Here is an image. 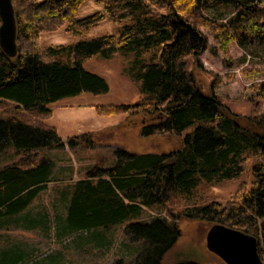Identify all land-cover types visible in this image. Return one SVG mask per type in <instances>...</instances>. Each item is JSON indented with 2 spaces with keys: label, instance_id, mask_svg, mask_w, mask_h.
Returning a JSON list of instances; mask_svg holds the SVG:
<instances>
[{
  "label": "trees",
  "instance_id": "obj_1",
  "mask_svg": "<svg viewBox=\"0 0 264 264\" xmlns=\"http://www.w3.org/2000/svg\"><path fill=\"white\" fill-rule=\"evenodd\" d=\"M11 1L17 54L11 57L0 46V103L8 114L0 119V157L13 149L20 158L0 168V224L49 234L50 216L30 213L54 179L55 163L38 151L73 148L80 139L64 141L57 127L45 122L52 117L50 106L87 92L109 93L107 81L85 69L84 62L97 54L109 60L135 52L131 76L142 100L99 105L97 113L143 115L139 134L144 138L182 137L191 131L181 150L161 155L118 150L113 167L95 166L85 178L59 190L65 216L54 204L58 236L86 234L100 248H110L103 236L108 229L145 209L164 207L170 218L155 217L124 229L128 237L145 241L141 256L130 264H162L181 236V220L200 221L210 229L225 225L255 236L264 261V83L254 85L258 98L243 125V116L214 94L217 81L208 91L194 73L209 47L203 29L224 51L234 41L248 51L264 46V0H93L103 12L84 19L79 13L85 0ZM106 19L120 26L119 36L86 38ZM61 28L83 39L45 49L42 35ZM145 52H150L148 61L142 58ZM244 174L251 183L240 184L231 199L221 203L212 197L199 204L201 181L220 184ZM22 261L21 255L0 254V264ZM112 264L127 263L118 259Z\"/></svg>",
  "mask_w": 264,
  "mask_h": 264
},
{
  "label": "rangeland",
  "instance_id": "obj_2",
  "mask_svg": "<svg viewBox=\"0 0 264 264\" xmlns=\"http://www.w3.org/2000/svg\"><path fill=\"white\" fill-rule=\"evenodd\" d=\"M263 7V6H262ZM225 15L232 14L231 11L221 10ZM103 12V7L97 5L93 0H85L79 13V18ZM202 32L209 39L208 49L200 56V68L195 69L197 80L206 90L212 88L211 83L217 81L213 88L214 94L221 96L225 104L231 108L233 113L243 118L240 120L246 125V119L258 98L254 85L264 83V46L253 48L248 51L237 42H231L227 51L220 48L218 40L214 38L207 29ZM108 34L119 36L120 26L109 19L103 21L86 38H97ZM80 37L70 35L61 28L56 32L45 33L41 37L40 44L46 49L50 46L71 45L79 41ZM137 54L119 53L109 60L97 54L84 62L83 66L88 71L103 77L109 85V93L94 95L84 93L73 98L53 103L50 106L52 117L45 119L47 124L57 127L60 137L65 141L67 137L80 136L76 147L66 152L59 153L55 158L56 175H61L60 165L67 166L62 172L61 183L56 181L50 184L46 192H43L33 202L31 214L37 212L47 213L51 218L49 234L41 230L28 231L23 228L6 229L0 224V254L7 252L21 255L20 264H112L118 259L130 264L137 261L145 248L144 240H134L125 234V228L130 223L146 221L151 222L153 218L167 217L166 208L151 207L136 218L108 229L104 233V242L112 243L110 248H100L97 243L90 242L87 235L69 234L58 236L54 212L62 217L65 209L60 205L59 190L66 188L79 179L86 177L91 168H111L116 162V152L127 150L133 154H167L172 151L181 150L184 147V138L191 130L183 132V136L160 135L142 137L139 132L143 126V115L135 116H104L97 113L99 105H133L142 100L139 85L131 76L134 61ZM142 58L146 61L150 58V52H145ZM207 92V91H206ZM5 106L0 103V119L6 120L8 114L3 112ZM58 150V149H55ZM41 157L51 159V150H39ZM20 155L15 151L8 150L0 157V168L18 160ZM251 177L244 174L243 177L224 181L220 184H208L201 181L198 191L201 199L199 204L204 205L210 198L216 197L219 202L225 203L242 183H251ZM58 192V193H57ZM55 204V207H53ZM182 204L178 203L176 209L180 210ZM56 212V213H57ZM181 236L176 244L166 253L162 264H226L220 257L208 250L206 235L209 227L204 223L193 220H181L179 222Z\"/></svg>",
  "mask_w": 264,
  "mask_h": 264
},
{
  "label": "water",
  "instance_id": "obj_3",
  "mask_svg": "<svg viewBox=\"0 0 264 264\" xmlns=\"http://www.w3.org/2000/svg\"><path fill=\"white\" fill-rule=\"evenodd\" d=\"M0 46L4 52L17 54L16 26L11 0H0ZM208 250L226 264H264L259 253L258 238L225 225L212 227L206 235Z\"/></svg>",
  "mask_w": 264,
  "mask_h": 264
},
{
  "label": "crops",
  "instance_id": "obj_4",
  "mask_svg": "<svg viewBox=\"0 0 264 264\" xmlns=\"http://www.w3.org/2000/svg\"><path fill=\"white\" fill-rule=\"evenodd\" d=\"M71 148L70 147H68V146H66V148H64V149H58V150H51L53 153V155L51 156V160L55 163V168H54V171H53V174H54V179H53V184L56 182V181H58V183H61L62 181H59V180H63V178H61V176H62V172L64 171V169L67 167V166H65V165H60V166H58L60 169H61V171H60V173H61V175L59 176V177H57L56 175H58V174H55L56 173V162H55V160L56 161H61L62 159H60V158H55L56 156H58L59 155V153H63V152H66V151H68V150H70ZM71 151V150H70ZM82 179V178H81ZM80 180V179H79ZM78 180V181H79ZM77 182V181H76ZM52 184V183H51ZM59 192V191H58ZM57 192V193H58ZM59 200H60V193H59Z\"/></svg>",
  "mask_w": 264,
  "mask_h": 264
}]
</instances>
